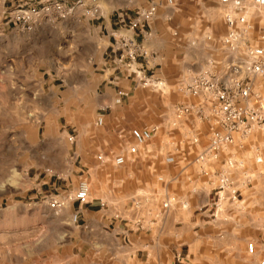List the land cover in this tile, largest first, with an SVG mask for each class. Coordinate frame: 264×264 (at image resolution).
<instances>
[{
	"label": "rangeland",
	"instance_id": "rangeland-1",
	"mask_svg": "<svg viewBox=\"0 0 264 264\" xmlns=\"http://www.w3.org/2000/svg\"><path fill=\"white\" fill-rule=\"evenodd\" d=\"M52 3L64 8V16L52 13L44 19L59 27L54 57L46 53L53 37L44 40L37 34L29 43L30 32L18 27L12 33L15 26L4 19L12 7ZM151 4L157 5V15L135 37L146 52L139 61L142 77L150 80L144 85L145 80L120 71L121 51L114 52L119 39L110 26L125 29ZM243 4L250 30L232 53L224 44V18L234 9L221 0H0V264H135L136 254L126 248L128 236L132 240L140 228L135 223L139 216L152 213L157 204L159 211L173 199L167 195V183L174 178L179 179L172 188L175 193L194 186L200 195L194 202L203 199L200 209L209 203L198 211L203 220L234 228L252 226L254 236L264 240V163L255 162L257 153L264 151V132L255 128L248 135H236L234 144L208 165L210 174L203 175L193 160L209 145L212 122L194 113L176 118L178 106L204 103L186 91L194 79L223 77L232 64L243 62L247 46L264 47V9L256 8L253 0ZM110 74L133 80L131 87L129 81L122 85L125 96L113 90ZM234 76L246 77L240 71ZM247 81L264 94V77ZM203 110L204 116H211L210 108ZM117 112L120 126L114 132L110 114ZM187 117L193 126L184 123ZM153 126L158 133L140 147L138 158L115 166V156L133 143L131 130ZM169 157L173 163L165 161ZM230 160L239 167L230 170ZM223 172L240 197L233 205L225 192L215 218L212 204ZM82 183L89 186L90 203L80 208L68 198ZM55 199L65 201L60 213L49 209ZM171 202L178 209L177 202ZM248 204L252 220L236 219L235 208ZM183 206L181 212L188 213ZM77 211L81 219L74 224ZM251 243L253 254L248 252ZM180 252L192 264L194 258L184 248ZM213 258L214 253L204 251L196 261L213 264ZM245 260L264 261V245L247 242ZM183 263L189 264L186 259ZM162 264L178 263L172 255Z\"/></svg>",
	"mask_w": 264,
	"mask_h": 264
},
{
	"label": "built area",
	"instance_id": "built-area-1",
	"mask_svg": "<svg viewBox=\"0 0 264 264\" xmlns=\"http://www.w3.org/2000/svg\"><path fill=\"white\" fill-rule=\"evenodd\" d=\"M221 2L231 5L234 9V12L226 13L224 18L228 28L224 44L230 52L234 53L238 47V42L244 38L242 36L246 35L250 30L249 20L242 14L245 10L243 0H221ZM169 3H171V0H169ZM253 3L256 8L264 9V0H253ZM78 4L82 5V1H78ZM157 11L158 7L156 4H151L147 8L138 11L128 23V26L125 27L124 33L122 32L118 35L119 40L115 42L116 47H114V52L115 50L121 51L118 59L122 66L120 71L126 73L128 77L133 76L134 79L145 80L144 85H147L150 80L146 79L145 76L142 77L143 72L139 61L141 57L146 55V52L137 43L135 37L136 32H143V29L156 17ZM63 12L64 8L59 3L44 5L41 8L32 5H21L10 8L4 13V19L7 20L8 25L19 27L26 32H32L36 26L52 13L64 16ZM261 30L263 32L262 39H264V20ZM128 33L131 35L128 36ZM238 71L246 75V77L234 76ZM254 77H264V47L262 46H247L244 49L243 62L239 66L232 64L223 77L201 75L186 87L189 95L199 96L204 103L196 107L190 105L178 106L176 108V118L181 120L194 113L200 118L203 117L206 120H210L213 125L209 145L195 158V163L199 165L201 174H210L207 171L208 165L218 160L226 146L234 144L236 135H248L255 128L264 132V94L255 92L251 81H247V79L251 80ZM158 85L162 86V83H158ZM119 95L125 96L126 94L119 92ZM206 107L210 108L212 112L210 117L204 116L203 108ZM97 125H103L102 118L97 120ZM158 130L157 126L131 130L133 143L128 146L125 153L115 156L114 165L121 167L135 161L140 154V147L151 141L158 133ZM72 140L71 138L70 141ZM194 143H198V139H195ZM98 159L102 160V156H99ZM165 161L170 164L174 162V158L169 157ZM255 162L256 164L264 163V151L257 153ZM227 165L232 170L236 169L239 164L230 160ZM159 181L162 182L163 179L159 178ZM218 183L219 186L214 194L216 201L212 204L216 208L212 214L215 218L218 204L225 200V192L229 194L227 201L233 205L237 204L240 197V192L236 189V185L228 173L223 172L220 174ZM89 195L88 184L82 183L79 190L73 196H70L68 200L81 208L90 203ZM208 204L204 207L208 206ZM171 207L172 202L167 201L162 205V210L167 212ZM64 208V200L55 199L49 203V209L55 213L62 212ZM80 219L81 212L77 211L72 217V221L76 224ZM254 251V245L252 243L249 244L248 252L253 254ZM175 260L178 264H184L185 257L179 252L175 256ZM259 264H264V261Z\"/></svg>",
	"mask_w": 264,
	"mask_h": 264
},
{
	"label": "crops",
	"instance_id": "crops-1",
	"mask_svg": "<svg viewBox=\"0 0 264 264\" xmlns=\"http://www.w3.org/2000/svg\"><path fill=\"white\" fill-rule=\"evenodd\" d=\"M51 27H53L54 31H51ZM110 27L112 32L115 33L114 35H120L122 32L124 33L122 27L116 25ZM16 29H18V27L12 29V33L15 32L14 30ZM39 29L42 30L43 33L39 31ZM58 29L57 23L43 21L35 27L33 32H30L31 35L27 41L32 43V38L37 34L44 35V40L53 37L54 42L52 45L47 46L46 53L54 57L56 53V31ZM127 35L130 36L131 34L128 33ZM110 77L113 81H109V83L113 85L112 88L115 92H117V90L121 92V87L125 81L130 82L129 87L132 85V79H120L112 74H110ZM116 104H120V101L116 102ZM118 115V112L110 114V120L114 122V132H117L116 128L120 126V117ZM186 122L192 125L194 121L187 117L184 120V123ZM116 125L118 127H116ZM184 131H186V129H184ZM186 138L187 137L184 139ZM193 163L196 164L195 160H193ZM181 172L185 173L186 171L181 170ZM178 180L179 179L175 180L174 178L167 183L168 189H170L167 195H173L171 201L177 202L174 205L176 207L178 206V209L172 206L167 212H164L162 208L158 211L159 207L157 204L152 213L141 215L137 218L135 223H137L140 228H136L135 233L131 235L133 237L132 240L128 236L130 246L126 247L136 254L133 259L135 264H162L165 259L169 261L172 255L175 257V255L180 252L181 248H184L185 251L194 258V261H191L192 264L198 263L196 261L197 254L204 251L214 253L213 264H245L246 243L254 241L260 247L264 245V240L254 236L252 226L243 228L242 224H239V226L237 225L234 228L224 226L223 223H218V225L217 221L210 224V222L203 220L202 217L204 216L198 213V211L201 210L200 204L203 201L202 197L201 201L197 200V202H194V196H200L196 193V188L194 186L191 190L175 193L172 188ZM182 204L184 205L183 210H188V213L185 214L181 212L182 209L180 207ZM253 212L252 204H248L245 207L239 206V209L235 208L234 216L239 220H246L248 218L252 220ZM262 213L264 215V204H262ZM219 221L221 222L223 219ZM207 223H209L208 226ZM206 230L210 231L207 232ZM185 259L191 264L188 260V256H186Z\"/></svg>",
	"mask_w": 264,
	"mask_h": 264
}]
</instances>
